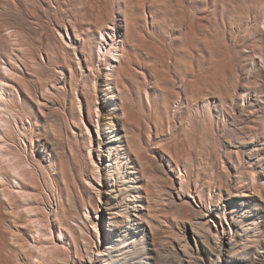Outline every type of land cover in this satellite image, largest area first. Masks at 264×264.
<instances>
[{
	"label": "rangeland",
	"instance_id": "rangeland-1",
	"mask_svg": "<svg viewBox=\"0 0 264 264\" xmlns=\"http://www.w3.org/2000/svg\"><path fill=\"white\" fill-rule=\"evenodd\" d=\"M236 1L0 0V264L254 262L264 0ZM111 133L127 137L103 151ZM123 208L127 247L115 251L116 228L106 250L97 216ZM150 230L162 257L145 254ZM219 239L236 240L231 261L215 258Z\"/></svg>",
	"mask_w": 264,
	"mask_h": 264
},
{
	"label": "bare ground",
	"instance_id": "bare-ground-1",
	"mask_svg": "<svg viewBox=\"0 0 264 264\" xmlns=\"http://www.w3.org/2000/svg\"><path fill=\"white\" fill-rule=\"evenodd\" d=\"M246 1H248V0H240L239 2H246ZM236 2H238V0L236 1ZM238 2V3H239ZM252 2H254L253 0H252ZM98 8H99V6H98ZM249 10V9H248ZM108 27V26H107ZM110 27V26H109ZM113 28V27H112ZM111 27L110 28H108V29H112ZM102 31V30H101ZM115 32V31H114ZM110 33V32H109ZM103 34V33H102ZM116 35V33L114 34H112L111 36L113 37V36H115ZM120 36H122V35H120ZM118 37V36H117ZM103 41H107L108 42V39H107V37L105 36V35H103V37L101 38ZM121 40V39H120ZM112 43V42H111ZM109 44H110V42H109ZM108 44V45H109ZM109 51L111 52V53H114L116 50L115 49H109ZM101 54H103V52L101 53ZM107 71H109V70H111V68L108 66V68L106 69ZM107 85V84H106ZM107 86H109V85H107ZM108 105H109V108L108 109H114V106H110V103H108V102H106ZM14 106V105H13ZM112 118V117H111ZM112 120V119H111ZM0 121H4V119L1 117V115H0ZM4 122H7V121H4ZM8 124H10V123H6V125H8ZM10 126V125H9ZM123 129V128H122ZM125 134V133H124ZM109 135V134H108ZM109 137H111L106 143H105V147L103 148V151H111V150H119V149H121V147H120V144H118V142H120L118 139H121L122 137H127V135L125 134V135H121L120 133H111V135L109 136ZM114 137V138H113ZM128 142V141H127ZM134 142H136V141H134ZM123 143V142H122ZM121 143V144H122ZM132 144L133 145H135L133 142H132ZM139 144V143H138ZM136 146H139V145H135V148H136ZM138 150H140V149H138ZM99 151V150H98ZM102 155L103 156H105V153L103 154L102 153ZM112 157V156H111ZM105 158H106V156H105ZM109 160V159H108ZM113 163V162H112ZM10 165V164H9ZM14 166V165H13ZM111 166V165H110ZM110 166H109V168H110ZM114 167H115V165H114ZM11 168H12V166H11ZM15 170V169H14ZM129 170V169H128ZM16 173V175L19 177V180L21 181V183L23 182H25V183H27L28 182V180H27V178L24 176V174L22 173V172H20L19 170H15V172H14V174ZM15 175V176H16ZM132 177V176H131ZM138 182V181H137ZM17 183H18V181H17ZM20 183V184H21ZM139 188H141V186L139 185V184H134L133 186H131V190H130V194H129V196H135V195H137L138 197H141V196H139L140 194H138V192H139ZM109 190V189H108ZM23 191H25V190H23ZM29 194V193H28ZM243 194V193H242ZM116 195V194H115ZM243 195H247V194H243ZM23 196V195H22ZM112 197V196H111ZM109 198V199H107L106 201H105V203H106V206H107V208L109 209V208H112V207H115L116 205H119V207H120V205H122L121 203H123L122 201H120V202H118L117 201V199L116 200H114L113 198ZM245 197H247V196H245ZM119 199V198H118ZM149 198L148 197H145V200H146V202H147V205H149V200H148ZM262 200V199H261ZM117 201V202H116ZM263 202H264V200H262ZM132 203V202H131ZM234 204V203H233ZM235 204H237V203H235ZM261 204H263V203H261ZM135 206H137L135 203H133V204H131V206H128L129 208L131 207V208H133V207H135ZM140 206V205H139ZM127 207V206H126ZM261 207V206H260ZM107 208H106V210H107ZM117 208V207H116ZM130 208V209H131ZM263 208V207H262ZM121 209V208H120ZM123 209H126L125 211H121L122 212V214H123V217L125 218V220L124 219H120V218H118V216H116V215H109L107 212H105V213H103V214H101V215H98L97 216V219L101 222L100 224H103L104 222V225H105V227H104V229H103V231H100V233L99 234H101V237H100V241L101 242H105L106 241V243H105V249L106 250H109V249H112L113 248V244H112V237H114V231H115V229L117 228L118 230H120L121 229V226H120V224H123L124 225V227H125V225H127V226H130L131 224H133V221L135 220V219H133L131 216H132V214L130 213V211L128 210V208H123ZM210 209V208H209ZM112 210V209H111ZM110 210V211H111ZM248 210V209H247ZM257 210V212H258V209H256ZM134 211V210H133ZM141 212V211H140ZM217 212V211H216ZM146 216L147 217H150V214H151V212L149 211V210H147L146 212ZM219 213V212H218ZM264 214V213H263ZM138 215V214H137ZM255 215V214H254ZM260 215V214H259ZM134 216H135V214H134ZM258 216V215H257ZM138 218L137 219H141V217H144V216H140V215H138L137 216ZM120 220H121V222H120ZM201 221V220H200ZM211 221V220H210ZM251 221V220H250ZM40 222V221H39ZM141 222V221H140ZM147 222V221H146ZM257 222V224H258V222L259 221H255L254 223H256ZM120 223V224H119ZM131 223V224H130ZM137 223V222H136ZM135 223V224H136ZM200 223V222H199ZM204 223V222H203ZM248 223V222H247ZM119 224V225H118ZM195 224H196V221H195ZM201 224V223H200ZM245 224H246V222H245ZM196 225H198V224H196ZM253 225H256V224H253ZM126 226V227H127ZM200 226V225H199ZM202 226H203V224H202ZM132 227V226H131ZM192 227V226H191ZM196 227V226H195ZM204 227V226H203ZM208 227V226H207ZM247 227H249V226H247ZM251 227H253L252 225H251ZM194 228V227H193ZM116 229V230H117ZM126 229V228H125ZM206 229V228H205ZM130 230V229H129ZM132 230V229H131ZM144 230V229H143ZM211 230V229H210ZM128 231V230H127ZM151 231V230H150ZM209 231V230H208ZM239 230H237L236 229V235H239L240 234V232H238ZM247 231H248V229H247ZM246 231V232H247ZM118 232V237H117V239L119 240L117 243L118 244H120L119 245V247L115 250V251H120V250H123V249H125L127 246H125V241H127L126 240V234H127V232L126 233H124V234H122L121 233V230L120 231H117ZM125 232V231H124ZM133 232V231H132ZM244 232V231H243ZM195 233V232H194ZM232 233H234V232H232ZM151 234H152V237H153V239L151 240V242H152V245H153V249L152 250H150V251H152L151 252V255H150V253L149 252H146V250H145V254L149 257V258H153V255H152V253H154L155 255L157 254L158 255V253H157V251H158V249H157V245H156V243H155V232H152L151 231ZM235 235V234H234ZM235 235V236H236ZM128 236V235H127ZM133 237H135V236H133ZM202 237V236H201ZM137 238V237H136ZM135 238V239H136ZM222 238V237H221ZM227 239V238H226ZM105 240V241H104ZM114 240V239H113ZM220 240V239H219ZM235 240V239H234ZM115 241V240H114ZM113 241V242H114ZM130 241H132V240H130ZM129 241V242H130ZM134 241V240H133ZM133 241L131 242V243H133ZM217 241V240H216ZM221 241V240H220ZM220 241H219V243H220ZM142 242V241H141ZM199 242V241H198ZM261 242V244H259V245H257V249H256V251H254V252H252L251 253V257H252V261L254 260V262L256 261L257 263L256 264H262L263 262H264V240L263 241H260ZM138 243V242H137ZM216 243V242H215ZM234 243L236 244L237 242H236V240L234 241ZM233 243V244H234ZM217 244V243H216ZM233 244H232V241L231 242H227L226 240H223V241H221V243H220V248H222V246L225 248V250L227 251V253L225 254V257H224V254H222V251H220V249L219 250H217L216 251V254H215V258H217L218 260H221V259H225V261H226V256L228 257L227 259H228V261H231V257H233V252L231 253V251H230V248L231 247H234L233 246ZM240 244V243H239ZM130 245H132V244H130ZM135 245V243H133V246ZM43 247H44V245H42ZM116 246H118V245H116ZM239 246V245H238ZM250 246V245H249ZM253 246V245H252ZM58 247V246H57ZM132 247V246H131ZM129 248V247H128ZM183 248V247H182ZM202 248V247H201ZM218 248V247H217ZM216 248V249H217ZM42 249V248H41ZM213 249V248H212ZM104 250V249H103ZM255 250V249H254ZM101 251V250H100ZM111 251L112 250H110V251H107L108 252V259L110 260L109 261V263L112 261V259H113V256L114 255H112L111 254ZM125 251V250H124ZM215 251V250H214ZM237 251V250H236ZM42 254H44L45 256V258H55L56 256H55V252H54V249L53 248H47V249H43L42 250ZM213 252V251H212ZM142 253V252H141ZM160 253V252H159ZM177 253V252H176ZM180 253V252H179ZM196 253V252H195ZM215 253V252H214ZM224 253V252H223ZM64 254V253H63ZM103 254V253H102ZM101 253L100 254H98V255H102ZM126 254V253H125ZM145 254H143V255H145ZM103 255H106V254H103ZM118 255V254H117ZM147 256H146V258H147ZM159 256V255H158ZM92 257V256H91ZM98 257V256H97ZM102 257V256H101ZM103 257H105V256H103ZM155 257V256H154ZM159 257H162V253H161V256H159ZM176 257H178V256H176ZM41 258H43V257H41ZM140 258H142V257H140ZM168 258V257H167ZM245 258V257H244ZM91 259V258H90ZM236 259H238V258H236ZM240 259V258H239ZM249 259V258H248ZM89 260V259H88ZM92 260V259H91ZM50 261V260H49ZM149 261V260H148ZM153 261V260H152ZM169 261V260H168ZM176 261V260H175ZM174 261V262H175ZM182 261V260H181ZM247 261V260H246ZM248 261H250V260H248ZM45 262V261H44ZM154 262V261H153ZM155 262H156V260H155ZM251 263V261H250V263L251 264H255V263ZM47 263V262H46ZM83 263V262H82ZM162 263V262H161ZM170 263H172V262H170ZM177 263H178V261H177ZM81 264V263H80ZM130 264H150V262H147V261H145V260H143V259H140V260H137V263H130ZM229 264H238V263H236V262H233V261H231V262H229Z\"/></svg>",
	"mask_w": 264,
	"mask_h": 264
}]
</instances>
